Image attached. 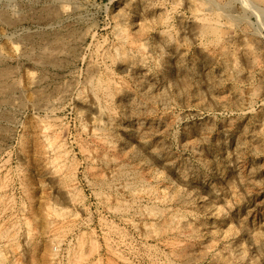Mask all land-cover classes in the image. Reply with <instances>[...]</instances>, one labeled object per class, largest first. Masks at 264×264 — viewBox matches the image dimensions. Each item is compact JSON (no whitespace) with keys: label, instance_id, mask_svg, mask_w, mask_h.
I'll list each match as a JSON object with an SVG mask.
<instances>
[{"label":"rangeland","instance_id":"rangeland-1","mask_svg":"<svg viewBox=\"0 0 264 264\" xmlns=\"http://www.w3.org/2000/svg\"><path fill=\"white\" fill-rule=\"evenodd\" d=\"M0 264H264V0H0Z\"/></svg>","mask_w":264,"mask_h":264}]
</instances>
